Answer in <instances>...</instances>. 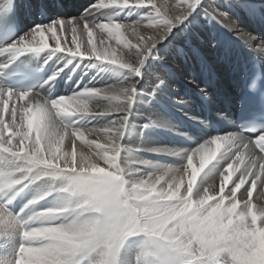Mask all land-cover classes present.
<instances>
[{"label":"snow or ice","instance_id":"snow-or-ice-1","mask_svg":"<svg viewBox=\"0 0 264 264\" xmlns=\"http://www.w3.org/2000/svg\"><path fill=\"white\" fill-rule=\"evenodd\" d=\"M234 5H242V0H235L229 8ZM209 6L203 0H179L176 12L169 15L168 5H157L155 0H136L131 5L129 0H110V3L100 0V3L89 6L90 11L86 9L89 16L103 9L115 10L117 14L123 9L144 10L136 21L128 23L136 33L134 44L124 37L121 31L124 25L115 18L99 22H90L87 16L58 18L46 25H37L19 40L0 49V57L51 50L74 58L120 66L142 78L143 66L154 56L158 45L167 41L166 49L183 54L184 49L177 48L174 41L180 34L188 32L202 14L209 16ZM145 21L151 34L136 29ZM3 23L4 18H0V24ZM94 30L107 33L118 44L122 41L128 58L117 59L116 51L107 47L103 51L97 50ZM60 33H71L75 49L61 45ZM85 33L87 42L82 43ZM46 34L55 38L54 48H50ZM160 62L162 68L155 77L154 91L165 85L169 75L164 56L160 57ZM58 74L51 80H55ZM138 85L139 80H135L121 83L118 88L92 87L79 94L44 100L38 109L43 121L36 129L30 115L33 109L22 106L23 116L19 117L20 123L17 124V109L9 112L8 108L13 95L20 100L33 92L0 89V238L18 236L20 239L11 254L0 240L3 264H121V250L132 237L142 240L134 264H264V208L257 211L252 204V190L264 175V134L255 140L239 132L217 134L210 141L216 145L215 149L210 150L201 144L192 151L187 157V165L191 167L195 155L200 152L202 169L204 153L211 151L215 155L222 142L228 146V151L221 157L226 161L228 174L223 175L219 193L209 194L206 181L195 192L194 198L195 175L190 174L186 190L181 192L184 187L182 167L160 170L148 160L129 161L122 166V141L140 94ZM100 100L106 101L104 110L90 111V104ZM69 103L72 105L70 114L57 119L59 113L52 109ZM4 113H9L10 123L5 122ZM114 113L118 115L98 127L81 129L66 122L67 117L78 114L112 117ZM86 133L103 138V143L99 139L87 140L80 146L78 158L76 141L77 138L85 141ZM65 136L70 139V152H62L60 148ZM257 148L259 155L255 151ZM149 151L159 153L166 150L152 148ZM245 152L249 155L248 164L225 196L224 182L232 180L231 173L236 170L234 165L243 163ZM101 161L104 166L100 165ZM133 163L139 166L134 168ZM143 166L153 170L145 171ZM257 167L259 171H253ZM222 169L216 174L221 175ZM197 171L193 168V173ZM249 177H252V183L244 190L246 198L241 201L236 194ZM45 178L58 183L49 184L42 194L30 199L19 212H14L11 205L16 198L29 184ZM261 187L264 190V184ZM53 194L59 195L61 203L35 211L25 219V210ZM212 201L214 203H210ZM101 205L109 209L118 226L105 236L103 243L98 244L93 234L97 227L98 206ZM190 216L199 222L193 243H189L179 229L180 222ZM62 217L67 219L57 223Z\"/></svg>","mask_w":264,"mask_h":264},{"label":"bare ground","instance_id":"bare-ground-1","mask_svg":"<svg viewBox=\"0 0 264 264\" xmlns=\"http://www.w3.org/2000/svg\"><path fill=\"white\" fill-rule=\"evenodd\" d=\"M18 2V9L22 16L23 25L21 31L11 43L19 40L30 30L37 25L50 23V19L54 21V17L60 18L66 14V18L87 16L90 22L97 20V15L103 18L114 17L116 19H123L122 24L124 37L130 40L133 44L136 42V33L128 27L129 22L136 21L139 18V10L136 9L134 17L128 15L122 18V11L118 14L115 10L103 9L100 12L89 16L86 9L90 5L98 4L97 0H16ZM9 0H0V8H2ZM208 7L209 16L204 17L202 14L192 28L185 33L179 35L174 41L177 48H183V54L174 52L171 49H166L167 41L164 44L158 45L154 50V56L150 57L144 64L142 72L143 77L134 76L129 70L120 66L110 65L102 62H97L92 59L74 58L66 55V53L52 52L51 50H44L45 59H53L52 74L59 73L55 80H51L47 86L29 94V97L17 100L15 95L9 100V112L15 108L18 112L17 124L20 123L19 117L23 116L22 106H27L33 109L30 113L32 117L33 128L36 129L43 121L42 114L38 109L43 105V101H51L61 96H71L79 94L86 88H105L109 86L120 87L121 83L139 80L138 88L140 94L137 97L136 104L132 109V114L129 118L128 129L123 138L122 151V166L127 165L129 161H143L148 160L152 165H156L160 170L167 167H182L184 187L181 192L184 193L187 187V182L191 175H195L196 184L194 185L195 192L200 188V185L207 181L206 186L209 188V194L219 193L223 175H227V165L225 160L221 158L227 151L228 146L223 142L215 155L211 151L204 153L205 164L201 169V153L197 152L193 159L191 167L187 165V157L196 148L204 144L208 149H215L216 145L210 143L216 136L207 126L206 120L199 115L196 106L189 102L187 95L194 94L197 89L203 90L213 100V112L216 119L221 122V134L237 133L236 122L230 115V110H227V105L231 107L235 101V93L239 86L238 75L242 65H240L239 43L242 42L244 46L251 47L256 55L259 56L264 64V47L262 45H255L253 34L256 32L262 37L261 31H264V0H242V5H234L231 9L229 4L234 3L235 0H203ZM106 3H110V0ZM130 5L135 4L136 0H129ZM157 5L166 3L168 5V14L171 15L176 12V5L179 0H155ZM42 7L40 8V5ZM150 7V5H146ZM249 6L250 10H243L244 7ZM47 10L50 18L46 22L40 20V14L43 10ZM228 9V10H227ZM227 10V11H226ZM229 12V13H227ZM138 13V14H137ZM219 13V14H218ZM221 17V19L219 18ZM240 18L238 20L235 19ZM55 18V19H56ZM244 18L245 20L242 22ZM31 19H35L34 22ZM99 21H103L99 19ZM98 21V22H99ZM224 21V22H223ZM96 22V21H95ZM241 24L243 33L234 35L232 28ZM211 25V26H209ZM91 26V25H90ZM209 26V27H208ZM218 26V27H217ZM140 33L151 34V29L148 27V22L145 21L143 25L136 26ZM197 32L203 34V38L199 39ZM62 36L61 45L65 48L75 45L72 43L71 33H60ZM50 48L56 46L55 38L51 34H46ZM218 38V39H217ZM93 39L96 41L97 50L103 51L105 47L116 51L117 59H127L128 53L123 48L121 41L116 45V40L111 39L107 33L103 31L94 30ZM171 39V38H170ZM212 41H218V46H212ZM101 40L104 43H101ZM87 42V34L82 37V43ZM260 42V41H259ZM6 44L1 49L9 46ZM264 43V41H263ZM259 44V43H258ZM262 44V42H260ZM90 47V45H89ZM84 50L83 48L81 49ZM166 53V67L168 70V78L165 85L155 90V77L160 73L162 68L160 57ZM209 53V55H208ZM62 56V59L56 56ZM17 55L10 54L7 57H0V70ZM171 65L173 69H171ZM62 70V71H61ZM204 79L205 82H202ZM60 81V89L56 96L51 94V89L57 81ZM241 84V81H240ZM0 89H7L0 84ZM64 89L66 91L64 92ZM226 94V101L221 100V97ZM35 96V99L33 97ZM196 97L195 95H193ZM220 97V98H219ZM219 98V99H217ZM39 101V103H37ZM182 101V103L180 102ZM106 106V101L100 100L90 104V111H102ZM2 111V109H0ZM53 112L59 113L57 119L61 116L68 115L72 111V105L65 104L60 108H53ZM118 114L110 116H93L89 114H78L67 117L66 122L70 126L87 129L92 126H103L109 120L115 118ZM220 118V119H219ZM4 120L10 123L9 113H4ZM25 130H27V120L24 121ZM187 124L190 130H187ZM147 125V127H145ZM70 131V130H69ZM7 131L5 135H7ZM35 131L33 132V140L35 139ZM99 139L103 143V138L88 135L86 133L85 141H80L77 138V156L80 155V146L85 144L87 140ZM16 141L13 140V147ZM62 152H70V139L68 136L64 137L63 144L60 146ZM161 148L164 152H151L149 149ZM2 151V150H0ZM259 155L258 149L255 150ZM176 153V154H174ZM46 154L50 155V152ZM249 160L248 152L244 153L243 163L237 162L234 165L236 169L231 173L232 180L224 182V195L227 196L229 190L238 182L241 173L244 171ZM260 161H257L259 164ZM104 166L103 162H100ZM139 166L136 163L132 167ZM145 171H152L148 166H143ZM193 168L199 171L193 173ZM223 168V169H222ZM222 169V174L216 173ZM258 172V167L253 169ZM51 183H58L52 181L50 178H45L28 185L23 193L16 198L17 208L19 212L24 207L25 198L32 199L33 197L42 194ZM252 177H249L241 189L237 192L236 197L241 201L246 198L245 189L250 188ZM264 184V175L256 181V188L252 190V204L255 205V210L264 208V190L261 185ZM160 187L159 185L157 186ZM23 198V199H22ZM219 196L217 195V199ZM61 203L58 194H53L42 200L37 206L49 207ZM214 203V201L210 202ZM225 203H228L225 200ZM240 207H243L241 203ZM34 209V208H33ZM31 209L25 210V219L29 218L33 213ZM35 211V209H34ZM37 211V208H36ZM251 211V209H250ZM67 217H62L59 222H64ZM250 219V216H249ZM260 220L257 221L259 226ZM9 242L3 243V247L11 253L15 247L20 243L18 236H9ZM142 240L140 237H132L126 242L121 250L120 261L121 264H134L135 257L139 251ZM5 245V246H4ZM0 264H3L0 258Z\"/></svg>","mask_w":264,"mask_h":264},{"label":"clouds","instance_id":"clouds-1","mask_svg":"<svg viewBox=\"0 0 264 264\" xmlns=\"http://www.w3.org/2000/svg\"><path fill=\"white\" fill-rule=\"evenodd\" d=\"M99 207V215L96 216V230L93 234V239L96 243H103V240L107 234L116 230L118 222L113 217L109 209L103 205ZM147 220V218H146ZM198 220L194 216L188 217L179 224L181 235L186 237L189 243H193L196 240Z\"/></svg>","mask_w":264,"mask_h":264},{"label":"rangeland","instance_id":"rangeland-1","mask_svg":"<svg viewBox=\"0 0 264 264\" xmlns=\"http://www.w3.org/2000/svg\"><path fill=\"white\" fill-rule=\"evenodd\" d=\"M95 1V0H94ZM109 0H104V2H108ZM95 2H100V0H97V1H95ZM250 10V8H249V6H247V7H244L243 8V10ZM228 10V9H227ZM226 10V11H227ZM120 11H122V13H123V15H122V18H124L125 19V17H127L128 15H130L131 17H134L135 16V14H136V11L135 10H132V9H123V10H120ZM140 12V14L139 15H142L143 14V12H144V10L143 9H141V10H139ZM227 13H229V12H227ZM138 14V13H137ZM60 18H66V14H64L63 16H59ZM205 17V16H204ZM56 17H54L53 19L54 20H56V19H58V18H56ZM97 20H95L96 22H98L99 21V19H102V20H110V19H113L114 17H108V18H103V17H100L99 15H97ZM220 19H221V17H219ZM116 19V18H115ZM235 19H236V17H235ZM238 19H240V18H237L236 20H238ZM241 19H243L242 20V22H240V23H243V21L245 20L244 18H241ZM117 20H120L119 18L117 19ZM31 21L32 22H34V20L33 19H31ZM52 21V19H50V22ZM94 21V22H95ZM47 22V21H46ZM49 22V21H48ZM93 22V21H92ZM106 22V21H105ZM121 22H123V19H121ZM224 22V21H223ZM48 24V23H47ZM46 25V24H45ZM209 26H211V25H209ZM208 26V27H209ZM218 27V26H217ZM121 31L123 32V27H122V29H121ZM232 34H234V35H237V34H240V33H243L244 32V30H242L241 29V24L240 25H238V26H236V27H234V28H232ZM261 32H264V31H261ZM189 33V32H188ZM123 35H125V32H123ZM254 36H253V38H254V44L257 46V45H262V44H264L263 43V41H264V36L262 37L261 35H259L258 33H254L253 34ZM263 35H264V33H263ZM197 36L199 37V39H201V38H203V34L202 33H200V32H197ZM47 38V37H46ZM48 39V38H47ZM218 39V38H217ZM213 39H211V44L210 45H212V46H218L219 45V40L218 41H212ZM175 41H178V40H175ZM262 42V44H260V42ZM259 43V44H258ZM118 43L116 42V45H117ZM247 46V45H246ZM249 47V46H248ZM249 48H251V47H249ZM208 55H209V53H208ZM162 56H164L165 57V60H166V62H169L167 59H166V53L165 54H162ZM210 56V55H209ZM56 57H59V59H62V56L61 55H59V56H56ZM171 69L172 70H174L173 69V66L171 65ZM202 82H205L204 81V79H202ZM23 199V198H22ZM30 200V199H29ZM27 198H25L24 200H23V203H27L28 201H29ZM34 209H35V211H36V208H37V211H39L40 209H42V208H44V207H39V209H38V206L37 205H35L34 207H33ZM32 208V211H31V213H34L35 211H34V209ZM31 209V208H30ZM57 223H59V221H57ZM8 238L9 237H7V238H0V240H2V246H3V243L4 244H7L8 242H9V240H8ZM5 246V245H4ZM9 254H11V251H9Z\"/></svg>","mask_w":264,"mask_h":264}]
</instances>
